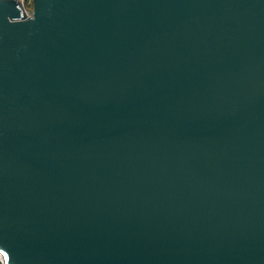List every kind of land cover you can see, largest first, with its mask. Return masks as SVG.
Masks as SVG:
<instances>
[{"label":"water","instance_id":"95a60500","mask_svg":"<svg viewBox=\"0 0 264 264\" xmlns=\"http://www.w3.org/2000/svg\"><path fill=\"white\" fill-rule=\"evenodd\" d=\"M3 264H264V0H0Z\"/></svg>","mask_w":264,"mask_h":264},{"label":"rangeland","instance_id":"374dc122","mask_svg":"<svg viewBox=\"0 0 264 264\" xmlns=\"http://www.w3.org/2000/svg\"><path fill=\"white\" fill-rule=\"evenodd\" d=\"M24 6L27 12L31 10L30 0H24Z\"/></svg>","mask_w":264,"mask_h":264},{"label":"built area","instance_id":"2783aa9c","mask_svg":"<svg viewBox=\"0 0 264 264\" xmlns=\"http://www.w3.org/2000/svg\"><path fill=\"white\" fill-rule=\"evenodd\" d=\"M22 2H23V4H24V0H21ZM30 5H31V0H30ZM24 8H25V6H24ZM26 10V9H25ZM0 264H3V259H2V257H1V255H0Z\"/></svg>","mask_w":264,"mask_h":264}]
</instances>
